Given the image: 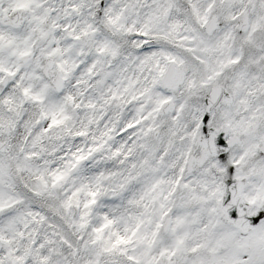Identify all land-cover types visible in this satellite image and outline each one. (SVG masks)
I'll return each instance as SVG.
<instances>
[{
	"label": "snow or ice",
	"instance_id": "6c2138e0",
	"mask_svg": "<svg viewBox=\"0 0 264 264\" xmlns=\"http://www.w3.org/2000/svg\"><path fill=\"white\" fill-rule=\"evenodd\" d=\"M0 264H264V0H0Z\"/></svg>",
	"mask_w": 264,
	"mask_h": 264
}]
</instances>
